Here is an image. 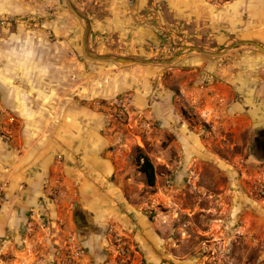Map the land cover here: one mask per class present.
Segmentation results:
<instances>
[{"label":"rangeland","instance_id":"374dc122","mask_svg":"<svg viewBox=\"0 0 264 264\" xmlns=\"http://www.w3.org/2000/svg\"><path fill=\"white\" fill-rule=\"evenodd\" d=\"M72 3L96 56L264 47V0ZM0 17V264H264L263 52L127 65L87 55L69 0H0Z\"/></svg>","mask_w":264,"mask_h":264},{"label":"water","instance_id":"95a60500","mask_svg":"<svg viewBox=\"0 0 264 264\" xmlns=\"http://www.w3.org/2000/svg\"><path fill=\"white\" fill-rule=\"evenodd\" d=\"M70 6L72 8V10L79 16L81 17L85 22H86V37H85V50L86 53L89 57H91L92 59L98 60V61H114L116 63H120V64H161V65H170L174 62H176L177 60L181 59L184 55L187 54H191V53H200V54H204V55H209V56H221L223 54H226L228 52H230L233 49H237L243 46H251L254 47L256 49H258L259 51L264 53V47L258 43L255 42H242L239 44H235L229 48H227L224 52L221 53H213V52H209L203 48L200 47H188V52H182L180 55H176L173 58L166 60V61H139L136 59H129V58H124V57H107V56H96L93 55L91 52H89L88 48H87V43H88V36L90 33V23L88 21V19L86 18V16L81 13L72 3V0H69Z\"/></svg>","mask_w":264,"mask_h":264},{"label":"crops","instance_id":"0c3cea01","mask_svg":"<svg viewBox=\"0 0 264 264\" xmlns=\"http://www.w3.org/2000/svg\"><path fill=\"white\" fill-rule=\"evenodd\" d=\"M26 43V42H25ZM18 44H20L19 42H18ZM29 48V46L27 45V44H24V48L22 49V50H20V51H17L16 50V48H15V46H13L12 47V50H11V52H9V53H11L13 56L11 57L12 58V62L13 63H19V64H21V66L22 65H25V64H32V63H34L35 62V60H36V58H34V55H35V52H33L32 50H29L28 49ZM16 55H18L17 56V58H16ZM40 70H43V69H41L40 68ZM8 71V70H7ZM24 72H25V74L27 75V76H29V77H31V71L30 70H28V69H26V70H24ZM14 75H15V73H10L9 71H8V79L7 80H9V83H12L13 81H14ZM2 88H5V87H3L2 86ZM6 99H4L3 97H2V102L3 103H5V105L6 106H9L8 104L9 103H7L8 101L6 100ZM21 106L22 107H17V108H15V111H20L21 112V114H22V116H24L25 118H27V119H29V118H32L31 117V115L29 114V111H28V109H27V107H26V104L25 103H22L21 104ZM21 108V109H20ZM20 109V110H19ZM41 164V163H40ZM35 188H36V184H34L33 186H32V192L34 193L35 191ZM7 211V209H5V212ZM4 212V213H5Z\"/></svg>","mask_w":264,"mask_h":264},{"label":"trees","instance_id":"16d2710c","mask_svg":"<svg viewBox=\"0 0 264 264\" xmlns=\"http://www.w3.org/2000/svg\"><path fill=\"white\" fill-rule=\"evenodd\" d=\"M138 164L142 173L145 174L149 186L154 187L156 185V171L155 167L148 156L138 157Z\"/></svg>","mask_w":264,"mask_h":264},{"label":"built area","instance_id":"2783aa9c","mask_svg":"<svg viewBox=\"0 0 264 264\" xmlns=\"http://www.w3.org/2000/svg\"><path fill=\"white\" fill-rule=\"evenodd\" d=\"M9 22L7 19L0 17V27L5 26ZM5 114V113H2ZM7 118L9 119L10 122H14L15 118L7 114Z\"/></svg>","mask_w":264,"mask_h":264},{"label":"bare ground","instance_id":"6f19581e","mask_svg":"<svg viewBox=\"0 0 264 264\" xmlns=\"http://www.w3.org/2000/svg\"><path fill=\"white\" fill-rule=\"evenodd\" d=\"M173 3H174V1H173ZM119 83H120V82H119ZM121 86H122V85H121ZM102 91H103V90H102ZM111 91H112V90H111ZM110 96H113V95L111 94ZM21 107H22V106H21ZM20 109H21V108H20ZM20 109H19V110H20ZM89 239H90V238H88V240H89Z\"/></svg>","mask_w":264,"mask_h":264},{"label":"flooded vegetation","instance_id":"af4514ba","mask_svg":"<svg viewBox=\"0 0 264 264\" xmlns=\"http://www.w3.org/2000/svg\"><path fill=\"white\" fill-rule=\"evenodd\" d=\"M262 146H263V148H264V142L261 144Z\"/></svg>","mask_w":264,"mask_h":264}]
</instances>
